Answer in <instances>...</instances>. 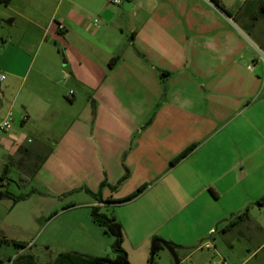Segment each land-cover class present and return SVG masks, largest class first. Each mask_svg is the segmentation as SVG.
<instances>
[{
  "label": "crops",
  "instance_id": "1",
  "mask_svg": "<svg viewBox=\"0 0 264 264\" xmlns=\"http://www.w3.org/2000/svg\"><path fill=\"white\" fill-rule=\"evenodd\" d=\"M118 1L1 4L10 14L3 13L0 50L12 56L0 81V122L8 111L13 118L0 139L16 149L18 189L20 181L37 191L14 206L6 199L9 214L33 198L43 205L98 191L103 181V200L146 184L130 202L87 204L112 210L129 264H147L154 238L190 258L204 249L221 257L242 242L250 250L264 234V205L256 204L264 198L262 50L247 48L233 19L209 0ZM21 149L47 155L33 177V159ZM9 183L5 175L0 186ZM79 235L86 252L78 253L94 256L88 232ZM129 247L140 250L135 262Z\"/></svg>",
  "mask_w": 264,
  "mask_h": 264
},
{
  "label": "rangeland",
  "instance_id": "2",
  "mask_svg": "<svg viewBox=\"0 0 264 264\" xmlns=\"http://www.w3.org/2000/svg\"><path fill=\"white\" fill-rule=\"evenodd\" d=\"M57 1L53 0L54 4L50 2L48 6L49 4L55 5ZM223 2L227 8L232 10L233 14L240 10V13H242V11H245L247 3L251 2L249 10L245 14L239 15L238 21L234 20L233 22L235 23V27H238L244 33L247 48L250 47L257 51L255 48L257 46L264 50V18H260L257 15L262 2L260 0H223ZM2 3L3 1H0V37L3 35L2 32L7 29L3 22V20H6L3 19L5 18L3 17V13L6 15L10 14L8 10L3 8ZM11 54L8 50L5 53L0 50V75L5 76V64L10 61ZM60 58L63 59L62 53L60 54ZM81 101L80 99L75 106L80 110L84 105ZM0 138L6 139L2 132H0ZM1 139L0 177L3 175L4 167L7 166V173L3 176L6 175L10 181L8 190L11 193L19 195L27 193L30 190V186H23L20 181L18 183L19 189L16 186L19 180V170L17 169V163L10 157L15 153L16 149H8L10 145L8 140L2 141ZM92 191V193H97V189L93 188ZM37 198H33L34 200L28 203H21L13 214H9L8 212V200L4 199L0 202V226H2L1 224L6 226L4 229L6 235L4 236L1 232L0 234L9 241H17L24 244L30 243L24 250L15 249L11 244L1 245V264H7L8 259L13 261L19 255L32 257L35 264H49L61 252H83L82 248H84L85 244L79 233L85 230L88 232L92 242L90 246H96L95 251H89L90 254L103 258H114L115 254L110 248V242L113 239L108 235H103L102 229L92 223L90 208H97V205H87L94 204L95 200L84 193V191L45 198L46 200H44L43 205H39ZM67 206L72 207L65 209ZM33 207L35 208L33 209ZM99 211L105 216L110 217L112 210L103 207ZM13 221L21 225L20 229L14 228L11 225ZM150 244L151 242L148 248ZM244 245L242 242L241 247L237 245L233 251L225 247L222 248L223 255L221 257L214 255L212 249H204L202 254L197 253L191 258L188 257L189 253L187 252L183 254L184 251L178 250L176 253L179 260H182L180 264H264V234L260 236L254 246L250 247V250L244 249ZM148 248L145 254H148ZM127 254L130 262H135L139 257L140 250L135 249V247H129ZM152 264H173V261L169 253L162 248L155 253Z\"/></svg>",
  "mask_w": 264,
  "mask_h": 264
},
{
  "label": "trees",
  "instance_id": "3",
  "mask_svg": "<svg viewBox=\"0 0 264 264\" xmlns=\"http://www.w3.org/2000/svg\"><path fill=\"white\" fill-rule=\"evenodd\" d=\"M0 1H3V3H5L8 0H0ZM209 1L220 12H222L225 16L233 19V21L237 20L238 16L242 15V13L245 14L251 6V2H248L246 5V8H245V11H242V13H240V11H241L240 10V11L233 14V13L227 11L222 5H220L219 0H209ZM260 1L262 2L261 3L262 5H260V7H259L257 15L260 18H264V0H260ZM262 51H264V50H262ZM116 60H117L116 58L113 59V61L111 63H109L108 68H110ZM194 148H195V145H191L188 148H186L184 151H182L177 157H175L172 161H170L169 168H172L175 165H177L181 160H183L186 156H188ZM20 152L23 153L26 157H31L33 159V161L31 163H29V165H28L29 176L33 177L38 172L41 165L45 162L47 155L36 154V153L32 155L31 152L26 150V149H21ZM6 173H7V166L4 167L3 175ZM124 178H125V176L122 179L124 180ZM3 180H4V176H1L0 181H3ZM25 180H26V182L29 181V179H25ZM105 186H107V184H106V182L103 181L100 184V188L97 191V193H92L89 190H85V193L87 195H89L93 200H95L96 202H98L100 204H123V203H127V202L134 200L141 193H143L144 190L147 188V185L145 184V185L138 187L135 191H133L132 193H130L129 195H127L123 198L116 199V200H112V199L103 200L101 197V189L104 188ZM35 193H37V191L31 189L27 193L15 196L12 193H10L6 188H3L2 186H0V201L2 199H9L12 202V206H14L19 202L26 201L32 194H35ZM210 193L213 194L211 191H210ZM256 204L259 206L264 205V198L259 200ZM70 207H72V206H67L65 209L70 208ZM53 215H55V213H53ZM244 216L245 215H242L241 217L237 218V220L242 219ZM90 218H91V221L94 225H96V226H98L104 230L105 235H108V236L114 238V242L111 246V249L113 250L115 257L113 259L103 258V257H94L91 255L82 254V253L72 251V252H65V253L58 254L56 256V258L49 264H129L127 261L126 253L121 248V244H122L121 226L112 217H107L104 214L100 213L99 209L96 207L90 208ZM155 239L156 238H154L153 240H155ZM10 244L15 249H19V250L25 249V245L23 243H17V242L9 241L7 238H5L3 235L0 234V246L1 245H10ZM168 244L174 247L173 244H171V243H168ZM162 248L163 247L161 245L157 244L156 248H155V253L159 249H162ZM10 261H11V264H35L32 257L23 256V255H19L13 261L11 259H8V262H10ZM0 264H1V262H0Z\"/></svg>",
  "mask_w": 264,
  "mask_h": 264
},
{
  "label": "built area",
  "instance_id": "4",
  "mask_svg": "<svg viewBox=\"0 0 264 264\" xmlns=\"http://www.w3.org/2000/svg\"><path fill=\"white\" fill-rule=\"evenodd\" d=\"M107 3L109 5H118L120 2L118 0H107ZM94 23L96 24L97 21L94 20ZM258 57H259V61L262 63V65H264V51H259L258 50ZM4 76L0 75V81L4 80ZM13 118V113L12 111H8L5 118L0 122V131L2 132H8L11 129V121ZM26 118L23 116L21 118V121H24ZM7 264H11V261L8 262Z\"/></svg>",
  "mask_w": 264,
  "mask_h": 264
},
{
  "label": "water",
  "instance_id": "5",
  "mask_svg": "<svg viewBox=\"0 0 264 264\" xmlns=\"http://www.w3.org/2000/svg\"><path fill=\"white\" fill-rule=\"evenodd\" d=\"M157 244L161 245L163 249H165L169 253V255L172 258L173 264H180L179 258L176 253V249L173 246L169 245L168 243L160 239H155L151 242L150 247H149V258H148L147 264L153 263V259L155 255V248Z\"/></svg>",
  "mask_w": 264,
  "mask_h": 264
}]
</instances>
